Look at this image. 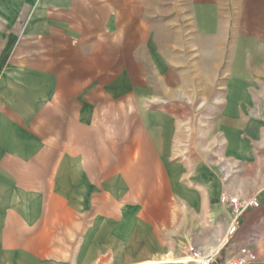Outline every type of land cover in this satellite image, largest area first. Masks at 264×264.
<instances>
[{
  "label": "crops",
  "instance_id": "crops-1",
  "mask_svg": "<svg viewBox=\"0 0 264 264\" xmlns=\"http://www.w3.org/2000/svg\"><path fill=\"white\" fill-rule=\"evenodd\" d=\"M188 246L264 264V0H0V264Z\"/></svg>",
  "mask_w": 264,
  "mask_h": 264
},
{
  "label": "built area",
  "instance_id": "built-area-1",
  "mask_svg": "<svg viewBox=\"0 0 264 264\" xmlns=\"http://www.w3.org/2000/svg\"><path fill=\"white\" fill-rule=\"evenodd\" d=\"M221 203L229 205L234 213V219L228 231V240L232 239L238 232L242 215L250 209L261 206L258 198L239 199L237 197L222 196ZM186 252V260H189L187 263L196 264H253L257 259L254 251L246 247L241 248L234 257L229 259H219L217 253H205L194 246H188Z\"/></svg>",
  "mask_w": 264,
  "mask_h": 264
},
{
  "label": "bare ground",
  "instance_id": "bare-ground-1",
  "mask_svg": "<svg viewBox=\"0 0 264 264\" xmlns=\"http://www.w3.org/2000/svg\"><path fill=\"white\" fill-rule=\"evenodd\" d=\"M215 253V252H214ZM189 260H186V259H180V263L182 264H186Z\"/></svg>",
  "mask_w": 264,
  "mask_h": 264
},
{
  "label": "rangeland",
  "instance_id": "rangeland-1",
  "mask_svg": "<svg viewBox=\"0 0 264 264\" xmlns=\"http://www.w3.org/2000/svg\"><path fill=\"white\" fill-rule=\"evenodd\" d=\"M178 259V258H177ZM179 259H181V258H179ZM174 264H181V263H179V262H176V263H174Z\"/></svg>",
  "mask_w": 264,
  "mask_h": 264
}]
</instances>
